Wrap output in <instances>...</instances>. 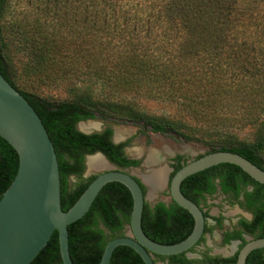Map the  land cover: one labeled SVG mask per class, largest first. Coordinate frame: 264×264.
<instances>
[{
  "label": "trees",
  "instance_id": "1",
  "mask_svg": "<svg viewBox=\"0 0 264 264\" xmlns=\"http://www.w3.org/2000/svg\"><path fill=\"white\" fill-rule=\"evenodd\" d=\"M8 2L0 0V72L34 107L53 142L63 210L96 176L69 184L70 174H82L85 154L100 151L119 167L139 163L123 153L125 143L111 142L110 128L89 134L77 129L79 121L97 116L142 122L156 132L206 143L209 151L239 153L264 168V0H30L28 17L7 20ZM14 52L25 58L26 81L12 65ZM30 78L50 85L67 81L70 97L56 101L36 94L28 88ZM101 88L174 102L202 127H223L224 137L215 140L208 130L197 136V128L187 133L190 127L181 120L149 115L133 101L98 97ZM232 126L247 128L251 135L237 140ZM17 168L16 151L0 136V197ZM215 177L223 193L237 197L244 190V204L255 219L241 222L253 232L264 219V193L257 194L264 185L239 166L221 163L196 172L181 182V191L199 204L195 194L204 184L212 193ZM131 210L125 185H104L89 210L68 225L72 261L98 264L108 241L124 234ZM141 224L150 239L172 244L191 232L193 218L173 200L145 201ZM258 252L251 251L246 264H264ZM183 255L170 258L193 263ZM29 264H63L56 230ZM109 264L144 262L131 247L119 245Z\"/></svg>",
  "mask_w": 264,
  "mask_h": 264
},
{
  "label": "water",
  "instance_id": "2",
  "mask_svg": "<svg viewBox=\"0 0 264 264\" xmlns=\"http://www.w3.org/2000/svg\"><path fill=\"white\" fill-rule=\"evenodd\" d=\"M80 122L84 121L78 124ZM100 129L79 130L89 134ZM0 136L14 148L18 156L16 174L0 197V264H29L55 230L58 232L62 263L75 264L69 252L68 225L80 219L102 187L113 181L128 188L132 197V210L126 231L122 236L108 241L98 264H109L113 250L119 245L131 247L144 264H155V254L175 255L193 247L203 234L205 218L200 206L182 193L180 185L186 177L196 172L221 163H232L264 185V168L229 150L208 151L191 158L169 179L167 172L164 185L167 183L169 199L191 214L193 228L183 240L163 244L150 239L142 229V212L147 195H144L136 179L137 174L129 170H141L142 166L121 169L100 151L88 154L86 159L99 154L109 167L88 170L86 163L85 175L96 173V176L71 207L66 211L62 209L59 164L53 142L34 107L1 72ZM146 159L147 156L143 165L150 173L161 167L164 158L149 164ZM154 164L159 166L151 168ZM162 166L168 169L165 163ZM263 247L264 236L248 239L238 250L236 264H245L251 251Z\"/></svg>",
  "mask_w": 264,
  "mask_h": 264
},
{
  "label": "flooded vegetation",
  "instance_id": "3",
  "mask_svg": "<svg viewBox=\"0 0 264 264\" xmlns=\"http://www.w3.org/2000/svg\"><path fill=\"white\" fill-rule=\"evenodd\" d=\"M102 119L105 120V122L101 123L103 125V128H101L99 131H94V132H102L106 128H110L111 129V135H110L111 142L114 144L125 143V145L122 147L123 153L128 158L137 159L139 163L136 166H142V168L144 169V172L142 173V175H138V176L136 175V179L140 183L142 190L144 192V195H148V193H150V186L144 181L142 176L149 174L144 168L143 160L145 159L146 156L148 157L147 155L148 151L151 148H153L149 146L150 142L146 141L145 144L142 146L143 152L141 155L136 156L133 153H130L131 155H129L128 153L130 152L129 149L131 148V144L139 136L137 134H134L132 136V135H129V133H127V135L123 139L115 140V132L117 128H115L112 122L108 121L107 119H116L119 121H123V120L112 118V117H107L106 119L105 118H102ZM123 122L131 123L132 121H123ZM136 123H140V122H136ZM141 124L143 123L141 122ZM77 125L78 123L76 124V126ZM144 126H148V125H144ZM148 127L150 128V126ZM150 131H151V134L153 135L168 136V133H169V132H166V133L156 132V131H153L151 128H150ZM149 140L152 143L159 146L158 148H155V149L159 151V154L161 156L160 158H164L163 163H165L169 169L167 179L171 178L170 174L178 164H184L186 161L192 158V157H188L186 153V149H184L180 145H178L174 149H170L167 146L169 148V150H167L166 145L163 143L164 140H162L161 138H158V137L151 138L149 136ZM87 155L88 154L84 155V160H83L84 169H83L82 174L80 176H77L75 174L69 175L68 182L71 186L76 185L79 181H81L84 178H87L91 175H96V173L85 175ZM154 165L156 167L159 166V164L158 165L154 164ZM116 166L119 167L118 165ZM136 166L119 167V168L121 169L133 168ZM213 183H214L215 190L212 193H209L207 191L206 188L208 187V185L204 184V185H201L199 192L197 191L198 193L195 194V197L199 198L198 205L203 211V215L205 218V226H204L203 234L200 237V239L197 241V243L193 247H191L188 251L183 252L184 253L183 256L186 259L193 261V263H190V264H236V257H237L238 250L243 246V244H245L246 241L250 238L260 237L259 234L264 232V219L263 218L260 221L256 222L257 224H255L253 232H250L248 230V227H245V225L241 222L242 220L251 221L255 219V213L253 212V210L247 208L244 204L245 198H244L243 189L239 192L238 196L235 197L233 193H223L221 191V186L219 184L220 179L218 177L213 178ZM258 187H259V191L257 192V194L264 193V188H262L261 186H258ZM252 188H253L252 185L244 186V189L246 190H251ZM156 194L169 196V190H168L167 183L163 185V187L158 188L155 192V195ZM158 201L160 200H157L156 202ZM161 201H164V200L161 199ZM164 202L171 203L172 200L169 199V201H164ZM230 203H232L236 207V212H229V210L224 209V206H227V204H230ZM232 213L236 215L232 216ZM209 240L212 243L214 242L215 245L211 246L209 243ZM258 249L260 250V253L258 252V255L261 254L262 257L264 258V247L258 248ZM171 256L173 255L155 254L153 260L155 264H178V262H172L170 258ZM234 256L236 257H235L234 262H232V260L230 259H232Z\"/></svg>",
  "mask_w": 264,
  "mask_h": 264
},
{
  "label": "rangeland",
  "instance_id": "4",
  "mask_svg": "<svg viewBox=\"0 0 264 264\" xmlns=\"http://www.w3.org/2000/svg\"><path fill=\"white\" fill-rule=\"evenodd\" d=\"M28 2L30 3V0H9L8 4H9V13L5 16L7 20H9V18H11V16L14 17H28L29 14V10H30V4H28ZM12 65L15 69V71L20 74L21 79H23L24 81H26V76L23 74V61H24V56L20 53H13L12 54ZM27 81H29L28 88L30 90H32L33 92H35L36 94H39L41 96L47 97L49 99L52 100H56V101H61L64 99H68L70 97L69 94V87H68V83L67 81L64 82H60L59 84H44L42 82L36 81L35 78H30ZM97 95L98 97H106V98H110L113 100H118V101H133L137 104V106L143 110L145 113L149 114V115H153V116H163V117H167V118H172V119H177V120H181L185 123L188 124V127H190V130H186L187 133H190V131H192L191 129L197 128V129H201L200 132H196L197 136H201L204 135V133L206 131L204 130H208V133L210 132L212 135V138H214L215 140H220L222 139L224 136L223 134H221L220 131L223 130V127L219 126V125H214V128L211 127H202L201 123H197L195 120L191 119L188 117V114L185 112V110L181 109L180 107H178L174 102H170L168 100H164V99H159V98H154V97H148L147 95H144L140 92H127V91H120V90H114V89H99L97 90ZM264 118V116H263ZM106 119V118H105ZM108 121H111L112 124L115 126L116 132H115V140H121L123 139L127 133H129V135H134L137 134L139 137L136 138L133 143L131 144V148L129 149V155H131L130 153H133L134 155H141L143 152L142 146L145 144L146 141L150 142L149 146L153 147L151 148L147 155L150 154V151L152 149L158 148L159 146H157L156 144L152 143L149 140V136L151 138H161L162 140H164V144L166 145V149L169 150L170 149H174L176 148L178 145H180L181 147H183L184 149H186V153L188 155V157H192L194 158L196 155L207 152L210 150V147L203 142H198V141H188L184 138H182L181 136L174 134L172 132L168 133V136H164V135H153L151 134L150 128L148 126H144V124L140 123H135V122H123V121H119L116 119H107ZM88 121H97L99 122V126L97 129L103 128V125L101 124L102 122H105V120H103L100 116H97L96 119H90V120H86L84 122H88ZM80 124V123H79ZM77 129H81L79 125L76 126ZM230 132L234 133V135L236 136L237 140H240L242 138H248L251 135V131L247 128H241V127H236V126H232L231 128H229ZM82 130V129H81ZM92 130V129H91ZM83 131V130H82ZM89 131V130H88ZM208 138V137H207ZM215 143V142H212ZM169 148H168V147ZM156 150V149H155ZM158 152V156H157V160L155 162H157L159 159H161L159 151ZM147 160V159H146ZM153 162V163H155ZM166 162V161H165ZM152 163V162H151ZM148 164V163H147ZM162 164H164L162 162ZM161 165V164H160ZM156 167L155 165L151 166V168ZM164 166L158 167L159 168H163ZM155 169V170H157ZM87 169H85L86 172ZM131 171L134 172V174L137 175H142V173L144 172V169L142 168L141 170H136V169H129ZM143 170V171H142ZM155 170L151 171L149 174L144 175L143 179L150 175L151 173H153ZM72 183V181H71ZM156 190L154 191L151 187H150V193H148L147 195V199L146 201L150 204L153 205L157 200H161L163 199L164 201H169V196H164V195H155ZM224 209L229 210V212H236V207L230 203L227 204V206H224ZM236 214L232 213V216H234ZM126 231V229H125ZM209 243L211 246H214L215 243L210 242Z\"/></svg>",
  "mask_w": 264,
  "mask_h": 264
},
{
  "label": "bare ground",
  "instance_id": "5",
  "mask_svg": "<svg viewBox=\"0 0 264 264\" xmlns=\"http://www.w3.org/2000/svg\"><path fill=\"white\" fill-rule=\"evenodd\" d=\"M78 125L83 131H88L91 129H97L99 126V122L97 121L80 122V124ZM157 156H158L157 150L152 149L150 151V154L148 155L146 162L148 164L151 162L152 163L155 162L158 159ZM108 167H109L108 164L99 154H94L87 158L88 170L105 169ZM166 171H167L166 167L159 168L150 175L146 176L144 178V181L155 191L158 189V187H160V185L163 183V180L166 178V173H167Z\"/></svg>",
  "mask_w": 264,
  "mask_h": 264
},
{
  "label": "crops",
  "instance_id": "6",
  "mask_svg": "<svg viewBox=\"0 0 264 264\" xmlns=\"http://www.w3.org/2000/svg\"><path fill=\"white\" fill-rule=\"evenodd\" d=\"M136 156H138V155H136ZM148 158V157H147ZM147 161V160H146ZM166 172H168V169H167V171ZM166 175H167V173H166ZM144 176V175H143ZM143 176H142V178H143ZM164 183H165V179L163 180V183L160 185V187H158V188H161V187H163V185H164Z\"/></svg>",
  "mask_w": 264,
  "mask_h": 264
}]
</instances>
